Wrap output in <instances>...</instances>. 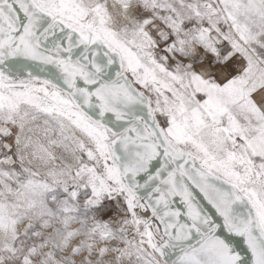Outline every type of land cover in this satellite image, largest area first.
<instances>
[{"label":"snow or ice","instance_id":"snow-or-ice-1","mask_svg":"<svg viewBox=\"0 0 264 264\" xmlns=\"http://www.w3.org/2000/svg\"><path fill=\"white\" fill-rule=\"evenodd\" d=\"M0 264H264V0H0Z\"/></svg>","mask_w":264,"mask_h":264}]
</instances>
